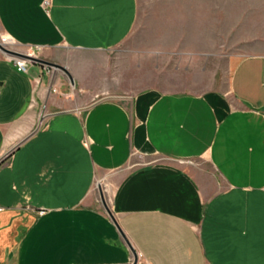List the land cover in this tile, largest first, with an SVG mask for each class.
Returning a JSON list of instances; mask_svg holds the SVG:
<instances>
[{
    "label": "crops",
    "instance_id": "0c3cea01",
    "mask_svg": "<svg viewBox=\"0 0 264 264\" xmlns=\"http://www.w3.org/2000/svg\"><path fill=\"white\" fill-rule=\"evenodd\" d=\"M46 1L0 0L67 70L0 50V264H264V0Z\"/></svg>",
    "mask_w": 264,
    "mask_h": 264
},
{
    "label": "rangeland",
    "instance_id": "374dc122",
    "mask_svg": "<svg viewBox=\"0 0 264 264\" xmlns=\"http://www.w3.org/2000/svg\"><path fill=\"white\" fill-rule=\"evenodd\" d=\"M149 4V0H141V18H142V13L143 11L146 12V5ZM142 32V28L140 24H137L136 27L134 28L133 32L131 33V36L126 40L125 44L133 43L137 40L138 38V43L147 46L151 45H161V46H168V47H179V46H185V45H192L198 47L201 42H173V41H165V42H151V41H142L140 40V35ZM0 42L4 43L5 46L19 51L23 52L26 54H32V56L35 57H43V53L39 49H33L27 46H21L15 42H12L5 34L2 33L0 30ZM205 42H202V44ZM225 45L227 47L231 46V42H225ZM1 50V48H0ZM21 58L23 61H28L30 63L36 62L32 58H27L24 56H17ZM99 181V182H97ZM115 186V181L112 180L110 175L106 174H99L97 176V180L95 182V187H94V192L96 196V204L101 208L106 210L107 208H110L111 206V197H112V191ZM101 190L103 192V197L101 194ZM104 198V201H103Z\"/></svg>",
    "mask_w": 264,
    "mask_h": 264
},
{
    "label": "water",
    "instance_id": "95a60500",
    "mask_svg": "<svg viewBox=\"0 0 264 264\" xmlns=\"http://www.w3.org/2000/svg\"><path fill=\"white\" fill-rule=\"evenodd\" d=\"M0 48L6 53L8 54L9 56H24V57H27V58H32L36 61H39V62H44V63H47V64H50V65H53V66H56V67H60L62 69H64L66 72V68L60 64H57V63H52V62H48L46 60H43L39 57H35V56H32L31 54H26V53H23V52H19V51H16V50H13L7 46L4 45V43L0 42ZM70 78L72 79V77L70 76ZM73 81V79H72ZM101 194H102V197H103V192L101 190ZM103 201H104V198H103Z\"/></svg>",
    "mask_w": 264,
    "mask_h": 264
},
{
    "label": "built area",
    "instance_id": "2783aa9c",
    "mask_svg": "<svg viewBox=\"0 0 264 264\" xmlns=\"http://www.w3.org/2000/svg\"><path fill=\"white\" fill-rule=\"evenodd\" d=\"M45 4H48V0L45 2ZM12 59L16 61V63L22 68L23 70H28L29 68V62L28 61H23L21 58L17 56H10Z\"/></svg>",
    "mask_w": 264,
    "mask_h": 264
},
{
    "label": "bare ground",
    "instance_id": "6f19581e",
    "mask_svg": "<svg viewBox=\"0 0 264 264\" xmlns=\"http://www.w3.org/2000/svg\"><path fill=\"white\" fill-rule=\"evenodd\" d=\"M22 60V59H21Z\"/></svg>",
    "mask_w": 264,
    "mask_h": 264
}]
</instances>
